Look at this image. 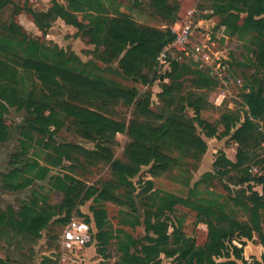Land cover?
Instances as JSON below:
<instances>
[{
	"label": "rangeland",
	"instance_id": "1",
	"mask_svg": "<svg viewBox=\"0 0 264 264\" xmlns=\"http://www.w3.org/2000/svg\"><path fill=\"white\" fill-rule=\"evenodd\" d=\"M65 1L0 0V151L5 154L4 160L12 153H21L27 158L26 169L18 165L16 170V185L28 188L16 192L15 219L19 218L24 207L28 211L36 199L39 200L36 209L43 206L48 210L54 206L59 207L65 199L64 186L59 184V179H64L66 186L79 180L88 186L95 184L99 189L102 188L101 182L116 180L109 164L100 158L106 161L121 159L122 152L130 141L125 133H117L115 140L110 141L78 128L73 120L67 119L66 112L57 102L65 100V95L54 98L47 89L48 84L38 74L24 68V59L63 64L92 79L118 85L123 89L135 87L140 97L150 95V103L154 107L158 105L167 108L160 97L164 83L179 88L183 96L200 98L204 102V109H196L189 103H184L175 104L169 110L178 117L194 122L195 134L206 143V151L199 155L192 151L183 152L169 144L162 146L166 154L179 160L180 166L168 177L162 178H152L148 173L149 167H142L131 179V191L123 187L112 191L123 205L99 201L95 197L82 203L75 201L72 215L79 220H93L95 208L104 207L107 210L106 229L109 239L101 253L97 250L96 229L93 230V241L90 243L95 247V254L88 255L85 247H61L60 243L59 248H56L53 236L58 233L61 235L63 227L54 221L63 217L62 212L51 219L50 224L35 240L15 232L9 241L1 235L0 258L6 264H59L61 260L64 264L119 263L122 257L119 243L126 241L127 234L138 244L131 251L135 248L141 249L147 237H155L153 233L146 232L144 221L147 212L156 211L154 208L158 202L152 200V195L158 194L157 192L170 193L176 198L185 199L190 205L198 204L211 210L214 215L202 212L198 218L195 209L178 204L175 206V216L168 222L167 233L170 236L173 231L171 223L175 221V225L181 226L183 234L194 238L199 247L204 246L207 241L208 228L205 223L211 221L218 224L219 218L215 216V209L220 205L228 218L251 225L246 207L251 204L245 199L252 192L259 194L254 189L261 187L250 182L251 189L245 195L243 192L246 185L237 186L235 182L246 174L244 170L252 178L264 175V141L258 147L248 149V160L238 170L219 168L217 164L224 153L223 146L228 149L233 147L234 155L238 148L230 135L222 136L220 119L225 114L237 115L240 123L243 122L248 108L242 97L253 81L262 76L264 68L258 62L259 49L251 44L250 35L234 30V35L229 36L225 26L220 24L222 16L213 12L220 5L228 7V2L167 0L168 5L177 8L179 16L172 25L168 18L159 16L153 4L154 0H100L111 14H116V9H119L141 25L157 29L168 27L175 31L184 25L189 27L190 37L185 50L168 51L165 62H157L155 65L154 81L143 86L137 81L121 77L117 62L108 63L103 60V44H91L87 35L62 19L54 21L47 30L41 31L36 26L31 11L44 12L52 3L65 5ZM233 13L239 15L237 24L240 28L245 14ZM77 17L82 18L81 15ZM175 65L178 68L173 70ZM209 69L212 74H209ZM40 103L47 108L35 115L34 111ZM86 107L94 109L89 104ZM103 111L107 116L123 121L126 125L132 117V106L109 105ZM199 119L208 126L199 125ZM211 127L217 129L215 137L207 136ZM34 128L44 130L45 134ZM66 144L82 147L95 154L87 158L82 153L72 151L70 160L63 159L60 165H52L51 162L56 158L54 147ZM148 181L153 183L152 189L148 188ZM157 196L161 197L155 195L156 198ZM225 219L223 217L220 220ZM259 224L264 230V221L261 220ZM253 238L251 241L245 240V244L251 242L261 246L257 232H253ZM235 243L238 245V242ZM175 249L171 237L169 245L160 253L161 264L180 262L178 255L174 254ZM252 249L256 251L255 248ZM253 259L257 258L250 257L246 260L252 263ZM257 260L261 261V256Z\"/></svg>",
	"mask_w": 264,
	"mask_h": 264
},
{
	"label": "trees",
	"instance_id": "2",
	"mask_svg": "<svg viewBox=\"0 0 264 264\" xmlns=\"http://www.w3.org/2000/svg\"><path fill=\"white\" fill-rule=\"evenodd\" d=\"M226 1L229 4L228 7L220 5L214 8L213 12L222 16L220 24L225 26L229 36H233L237 30L250 35L251 44L259 49L258 62L264 68V0ZM65 2V5L54 2L44 12L31 11L30 14L36 26L41 31L47 30L60 18L80 33L87 35L89 40L91 39V44L95 46L103 44L105 47L103 60L108 63L117 62L121 77L137 81L143 86L154 81L157 56L174 38L170 28L157 29L141 25L129 14L121 13L119 9H116V14H111L100 0H66ZM153 4L159 16L168 18L170 24L173 25L179 19L177 8L168 5L167 0H154ZM233 12L245 14L240 28L237 24L239 15ZM79 15L82 18L79 19L77 17ZM53 64L33 59L23 60L24 68L38 74L40 79L48 84L47 89L54 98L65 95V100L57 102L66 112L67 119L73 120L78 128L110 141L115 140L117 133H125L130 141L126 144L121 159L106 161L98 157L109 164L116 180L101 182L102 188L99 189L95 184L88 186L79 180H74V184L70 182V185L66 186L64 179H59V184L64 186L65 193V199L59 207L54 206L48 210L43 206L36 209L35 206L39 202L36 199L33 200L32 207L28 211L24 208L19 218L15 219L13 227L15 233L22 234L30 240L37 239L40 232L50 224L51 219L62 212H64L63 217L56 219L54 223L64 227L73 216L72 210L77 200L82 203L95 197L99 201L123 205L120 198L112 191H118L121 187L131 191L133 189L131 179L140 172L142 167H149L148 173L152 178L168 177L180 166V162L177 158L166 154L162 146L169 144L183 152L192 151L199 155L206 151V143L195 134L194 122L178 117L176 113L169 110L175 104L184 103H189L196 109H204V102L200 98L183 96L179 88L164 83L160 97L167 108L158 105L154 107L150 103V95L140 97L135 87L123 89L118 85L113 86L105 81L92 79L66 65ZM177 68L175 65L172 69ZM242 98L248 108L242 123L237 115L225 114L220 119L223 127L222 136L230 135L238 148L234 162L222 152L220 163L217 164L219 168L238 170L248 160V149L258 147L264 141V72L260 78L253 81ZM88 104L94 109L87 108ZM118 104L132 106V117L127 125L123 121L112 119L103 111L106 106ZM46 108L40 103L34 114L38 115ZM197 122L204 127L208 126L201 119ZM36 130L45 134L42 129ZM216 133L217 129L211 127L207 136L215 137ZM54 150L56 158L51 162L54 166L60 165L63 159L70 160L72 151L82 153L87 158L95 154L82 147L68 144L56 145ZM15 160L19 163L26 161L27 158L25 159L24 154H17ZM244 172L246 174L235 182L237 186L246 185L243 194L247 195V191L251 189L250 182H255L261 187V194L252 192L245 199L251 204L250 207L246 205L251 225L228 218L220 205L215 209V216L219 218L218 224L211 221L205 223L208 228L207 241L204 246L199 247L194 238L183 234L181 226L175 225V221L171 223L173 231L170 236L167 233L168 222L171 221L172 216H175V206L178 204L195 209L198 218L202 212L214 215L211 210L198 204L190 205L185 199L176 198L170 193L157 192L158 194L152 195L154 196L152 200L158 202L154 208L156 211L147 212L144 221L146 232L153 233L155 237H147L141 249L135 248L131 251L130 249L137 244V241L127 234L126 241L122 240L123 242L119 243L122 257L116 264H161L160 253L169 245L171 237L176 246L174 254H177L180 260L177 264H264V253L261 255V261L253 259L252 263H248L244 257L245 240L251 241L253 232L258 233L259 242L264 249V230L259 227V222L264 221V175L252 178L246 170ZM147 184L148 188L152 189L153 183L148 181ZM130 191L127 192L128 196ZM155 195L161 197L156 198ZM234 198L236 199V196ZM166 211L168 213L163 214ZM93 215V220L89 221L86 218L85 221L94 224L97 250L101 253L109 239L106 229L108 228L107 210L104 207L95 208ZM223 217L226 219L220 220ZM1 235L2 232H0ZM53 240L56 248H59L60 233L53 236ZM235 242H238V245ZM0 264L6 263L0 258Z\"/></svg>",
	"mask_w": 264,
	"mask_h": 264
},
{
	"label": "flooded vegetation",
	"instance_id": "3",
	"mask_svg": "<svg viewBox=\"0 0 264 264\" xmlns=\"http://www.w3.org/2000/svg\"><path fill=\"white\" fill-rule=\"evenodd\" d=\"M17 154L21 153H12L4 160L3 156L5 154L0 151V232L8 241L14 233L13 225L15 224V213L17 211L15 208L16 192L25 191L28 188V186L22 187L15 183L18 165H22L23 169H26L27 165L26 161L16 162L15 157Z\"/></svg>",
	"mask_w": 264,
	"mask_h": 264
},
{
	"label": "built area",
	"instance_id": "4",
	"mask_svg": "<svg viewBox=\"0 0 264 264\" xmlns=\"http://www.w3.org/2000/svg\"><path fill=\"white\" fill-rule=\"evenodd\" d=\"M174 38L161 50L157 56V62L164 63L168 51H184L186 44L189 42V27L182 26L178 31L171 28ZM212 69V67L210 68ZM209 69V74L212 72ZM93 241V225L85 220H79L73 215L70 221L63 227L60 235L61 247H84Z\"/></svg>",
	"mask_w": 264,
	"mask_h": 264
},
{
	"label": "crops",
	"instance_id": "5",
	"mask_svg": "<svg viewBox=\"0 0 264 264\" xmlns=\"http://www.w3.org/2000/svg\"><path fill=\"white\" fill-rule=\"evenodd\" d=\"M223 152L226 153V157L231 160L232 162H234L233 160V150L234 148L232 147L231 149H228L226 148L225 146H223ZM235 157V155H234ZM259 188V187H258ZM254 189V190H257V192H259V194H261V188L259 189ZM247 194V193H246ZM95 229V226L93 225V230ZM255 239V237L253 238V240ZM87 245V246H84L85 247V251L87 252L88 255H91V254H95V247L94 245ZM252 248H255L256 251H253ZM244 257L246 259L250 258V257H255L257 259H259V257L263 254V249L260 245H257V244H253L251 242H248L246 245H245V248H244ZM65 262H63V260H61L59 262V264H64Z\"/></svg>",
	"mask_w": 264,
	"mask_h": 264
}]
</instances>
